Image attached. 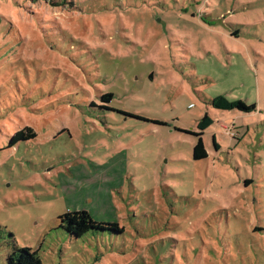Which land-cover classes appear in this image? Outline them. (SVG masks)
I'll return each instance as SVG.
<instances>
[{
	"label": "rangeland",
	"instance_id": "1",
	"mask_svg": "<svg viewBox=\"0 0 264 264\" xmlns=\"http://www.w3.org/2000/svg\"><path fill=\"white\" fill-rule=\"evenodd\" d=\"M220 95L256 108L215 109ZM206 116L194 160L183 130ZM80 210L119 230L67 234L59 215ZM14 248L264 264V0H0V264Z\"/></svg>",
	"mask_w": 264,
	"mask_h": 264
},
{
	"label": "trees",
	"instance_id": "2",
	"mask_svg": "<svg viewBox=\"0 0 264 264\" xmlns=\"http://www.w3.org/2000/svg\"><path fill=\"white\" fill-rule=\"evenodd\" d=\"M112 98V94H104L100 97V100L104 104H108ZM210 104L213 108L218 110H237L239 112L250 113L255 110L256 106L254 104H246L242 100H228L224 96H217L211 99ZM101 109L107 111L118 112L124 116L136 118L145 122H152L155 124L165 125L164 122L159 120H150L138 115L129 114L127 112L116 110L112 107L102 105ZM213 121L209 116L197 122L196 132H191L188 130H183L186 133L194 135L197 139L193 146L192 158L194 160H202L207 157V152L203 143L202 135L210 128ZM36 134L31 128H25L14 133L10 138V143L7 147H13L21 141H28L34 139ZM214 147L218 148L215 140L213 141ZM250 182V181H248ZM60 228H62L67 234L74 236L75 238H80L89 231L94 230H119L117 224H102L95 222L90 215L84 211H72L66 212L59 215ZM4 264H43L39 258L37 251H31L29 248H14L11 253L6 257Z\"/></svg>",
	"mask_w": 264,
	"mask_h": 264
},
{
	"label": "water",
	"instance_id": "3",
	"mask_svg": "<svg viewBox=\"0 0 264 264\" xmlns=\"http://www.w3.org/2000/svg\"><path fill=\"white\" fill-rule=\"evenodd\" d=\"M155 124V123H154Z\"/></svg>",
	"mask_w": 264,
	"mask_h": 264
}]
</instances>
